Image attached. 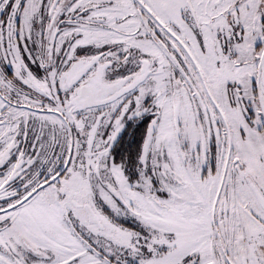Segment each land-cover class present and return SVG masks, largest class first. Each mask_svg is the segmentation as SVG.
<instances>
[{"label": "snow or ice", "instance_id": "1", "mask_svg": "<svg viewBox=\"0 0 264 264\" xmlns=\"http://www.w3.org/2000/svg\"><path fill=\"white\" fill-rule=\"evenodd\" d=\"M0 264H264V0H0Z\"/></svg>", "mask_w": 264, "mask_h": 264}]
</instances>
